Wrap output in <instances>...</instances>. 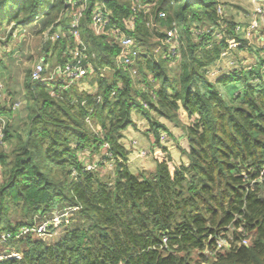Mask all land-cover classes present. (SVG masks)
Listing matches in <instances>:
<instances>
[{
    "label": "trees",
    "instance_id": "trees-1",
    "mask_svg": "<svg viewBox=\"0 0 264 264\" xmlns=\"http://www.w3.org/2000/svg\"><path fill=\"white\" fill-rule=\"evenodd\" d=\"M133 1L90 0L82 19L83 63L92 68L95 93L30 81L24 83L20 107L13 109L4 91L0 114L6 118L8 149L0 150V235L9 233L6 245L21 256L0 264H264V188L248 186L264 165V60L239 73L244 91L228 102L207 80L206 68L220 59L229 38L243 48L246 42L236 35L233 20L219 12L220 2L141 0L145 7L133 11ZM98 2L109 11V27L137 41L133 66L120 63L121 47L112 32L97 35L90 28V12ZM64 4L0 0V26L27 25L41 15L47 40L54 43L45 53L60 52L62 64L70 40L66 23L55 22ZM58 27L65 36L54 40ZM169 29L175 30L176 55L164 41ZM252 72L255 82L249 85L244 75ZM237 77L217 81L226 84ZM180 108L196 115L186 129L187 164L167 155L156 160L153 173H131L119 143L121 131L133 123L131 114L144 110L157 139L158 118L173 120ZM21 115L20 123L11 125ZM105 144L110 155L101 152ZM98 158L96 167L86 170ZM106 162L113 164L108 174L101 170ZM73 207L86 226L67 228L60 240L18 235L40 216ZM228 225L242 226L248 243L238 244L241 237L233 231L230 247L215 252L209 236ZM195 252L199 256L193 261Z\"/></svg>",
    "mask_w": 264,
    "mask_h": 264
},
{
    "label": "built area",
    "instance_id": "built-area-1",
    "mask_svg": "<svg viewBox=\"0 0 264 264\" xmlns=\"http://www.w3.org/2000/svg\"><path fill=\"white\" fill-rule=\"evenodd\" d=\"M264 2V0H262ZM90 0H65V8L64 10L59 14L58 19L56 20L55 24L57 26H60L62 22H65L67 25V32L66 36L70 40V46L67 49V56L68 58L66 61L62 64H56L49 67V62L46 58V56L43 54L41 55L33 64L31 69V81L32 82H40L45 85H47V82L49 81V84L53 85V88L55 85L60 84L58 88L61 86L63 88L69 87L71 85H76L80 87V89H84L85 83H82L83 78L89 74L92 71V68L89 64V62L83 63V60L85 59V45L80 35V27L82 19L84 18L86 14V10L89 8ZM145 7L141 3V0H134L133 1V11H135L138 8ZM219 12H221L220 6L218 7ZM41 15L35 17V20L39 19ZM159 17H164L163 13L158 14ZM257 16H263L262 19L258 18ZM34 20V21H35ZM133 17H130L129 19V29H133ZM109 11L106 9L105 5L102 2L95 3L92 7V10L90 12V28L92 31L99 35V34H106L108 32H112L113 38L118 41L121 47V52L125 56L123 59V63L125 65H132L135 62V59L138 55V50L135 45V39L131 35H127L125 33L120 32L119 30H113L111 27H109ZM24 23H21V26H23ZM20 25L15 24L14 22L8 24L7 26H4V32L5 36L7 37L10 33H13L16 28H19ZM237 30H235L237 36H241L240 30L244 28L243 26H236ZM249 33H256L258 30L261 29V32L264 34V8L260 6L259 4L254 8L253 13L250 15V21L247 26ZM13 31V32H12ZM49 31V29H48ZM48 31L46 35L48 34ZM247 34H243L244 36H248ZM167 37H165V42L170 43V52L171 55L177 54V42L175 36V30L169 29L166 31ZM48 36V35H47ZM65 35L63 31L61 30V27H58L52 34V38L54 40H59L63 38ZM1 39V38H0ZM246 39V38H245ZM4 40V39H3ZM228 46L227 48L223 49L220 53V58L226 56L228 54V50L231 49L233 46H235L234 42H237L234 38L228 39ZM239 43V42H238ZM261 48L264 51V37L262 38L261 42ZM158 50V48H156ZM260 65V64H259ZM255 66H257L255 64ZM259 67V66H258ZM49 86V85H47ZM56 88V87H55ZM5 91L3 83L0 81V103L3 99V93ZM51 91V90H50ZM21 105V101L17 100L13 103V109L19 108ZM196 122V118H194L193 123ZM6 126V118L2 114H0V150H4L7 147V144L4 141V130ZM159 142L164 143L167 141V134L163 132H158ZM149 152L142 151L141 155H146ZM110 155V154H106ZM163 157L160 156L161 159ZM100 162V158L95 161L94 164H87L86 170H92L96 167V164ZM107 165V164H106ZM247 179L249 177L247 176ZM250 183L248 186H252V184L257 183L260 184L262 188H264V165L259 169L258 175L249 180ZM77 207L71 208V210H77ZM70 212V211H69ZM52 212L48 215H43L39 217V221L35 223L32 227H23L19 234L20 237L31 234L33 236H40L42 234H45V232L49 228L57 227L59 224L54 223V216L50 218V215ZM40 222V223H39ZM233 231H236L239 236L241 237L240 240H237L236 242L238 244H244L246 245L248 243V239L246 237L247 232L242 226L233 228L232 225H228L225 229L221 230L220 233H217V235L210 237L209 239L213 242V247H215V252L218 251H224L228 249L231 245L230 240L233 238L234 234ZM8 238H10L9 233H2L0 235V241H6ZM165 242V239H163ZM205 255H209L211 253L209 249H204ZM20 254L18 252H10V255H0V261L1 259L5 260L8 258H20Z\"/></svg>",
    "mask_w": 264,
    "mask_h": 264
},
{
    "label": "rangeland",
    "instance_id": "rangeland-1",
    "mask_svg": "<svg viewBox=\"0 0 264 264\" xmlns=\"http://www.w3.org/2000/svg\"><path fill=\"white\" fill-rule=\"evenodd\" d=\"M218 2H220L221 4L220 8L222 9L221 12L224 17L232 19L233 22L236 24V26L240 25L244 27L240 30L239 34H241V36L238 37L246 42L245 43L246 49L241 47L242 46L241 43L234 42L235 46L229 49L228 54L220 59H226L231 54L230 56L231 59L234 60L235 62H239V56H238L239 54H241L242 52L244 54L251 53L252 54L251 56L254 57V62L251 57L246 55L249 61L248 69L252 68L250 67V65L253 66L256 64L257 66H260L258 60H262V59L260 57L257 60L255 59L258 56V54L264 56V51L261 48V42H262V38L264 37V34L261 32V29L258 30V32L256 33L247 34L246 32L248 31L247 26L250 21V15L253 13L254 8L258 4L264 8V2L262 0H218ZM257 17L260 19L263 18V16H257ZM4 25H8V24L6 23ZM4 25L0 26V38H1L0 39V81L3 83L4 88L7 91V94L11 96V100L13 99L14 102L17 100L22 101L24 96L23 86L24 83L28 84V82H30L29 74L31 72L32 66L35 63V61L41 55L44 54L49 62V67L51 68L52 66L59 64L58 59L61 56L59 55L60 52L54 49L48 53H45L46 49L48 48L47 47L48 44L54 46V43L52 42V39L50 37L49 40H47L48 34L46 35V33L48 29L44 28V24L42 23V21H40V18L35 20L33 23H29L27 25L26 23H24L23 26L19 24L20 25L19 28H16L14 32L12 31L13 33H10L7 37L5 36L4 30L6 29H4ZM42 27L44 29H42ZM61 30L63 31V29ZM235 30H237V27L235 28ZM243 34H247L248 36H244ZM220 37L221 35L219 36V38ZM19 42H20V46H18ZM14 47L17 49H14ZM134 47L137 48L136 40ZM124 57L125 56L121 52L118 56L119 61L123 66H128L123 63ZM250 59L252 61H250ZM234 61H231V64L229 67H227L226 72L234 71L233 68L235 65L232 64L234 63ZM221 68H223V66H221ZM128 69L131 71L132 77H135L136 74L135 69H132L131 66ZM248 69H245L246 70L245 72H247ZM90 77H91L90 74H87L82 80L83 81L82 83H85L83 85H88L85 87V90H91L92 87L95 85V83L92 84L91 82L92 79ZM252 80L253 82H255V78H253ZM214 84H215V88L219 91V94L225 92V88L222 86L224 83H222L221 81H216V83ZM47 85H50L49 81L47 82ZM225 100L228 102H232L233 98L231 99L225 98ZM2 103L3 100L1 101V105ZM6 116L8 117V114H6ZM193 117L196 118V115H193ZM21 119H22V115L19 117L16 116V118H14L11 121V125L14 122L19 124ZM7 149H8V145L4 150ZM101 152L103 155L110 154L108 152V146L106 144L101 147ZM165 157H167V155H165ZM107 163L110 166L105 168L103 167L101 169L102 172H105V174L111 173L113 170V164L111 162H106V164ZM98 168L100 170L99 166ZM53 216H54V220H53L54 223L57 225L61 221L60 224L57 227L49 228L45 232V234L35 237H40V239L48 243H54L62 238V236L66 233L67 228L69 227L82 228L85 227L87 223L86 219L80 216L77 210H71V208L69 209L63 208L61 210H55L50 215V218H52ZM6 242L7 241L5 242L0 241V255H10V252L12 253L13 251L17 252L16 250H12L11 248H9L6 245ZM18 253L21 256V253L20 252ZM196 255L199 256V253L195 252L191 255L193 261L197 259ZM208 258H210V256Z\"/></svg>",
    "mask_w": 264,
    "mask_h": 264
},
{
    "label": "crops",
    "instance_id": "crops-1",
    "mask_svg": "<svg viewBox=\"0 0 264 264\" xmlns=\"http://www.w3.org/2000/svg\"><path fill=\"white\" fill-rule=\"evenodd\" d=\"M18 46H20V42ZM14 49L17 48L14 47ZM246 55L251 57L254 62V57L251 56V53L244 54L242 52L238 55L239 62L232 60L230 54L226 59H218L206 68L207 80L214 83H216V81L220 78L227 77L229 74L232 75L235 73L236 76H238V79L235 81L222 85L225 88V92L220 94L224 97V99L233 98L234 100L235 97L244 91V82L240 76L242 77V72H245V69H248L249 67V61ZM259 57L264 60V56L261 54H258L255 60ZM252 60L250 59V61ZM231 61H234V63H232L235 65L233 68L234 71L226 72L227 67L231 64ZM221 66H223V68H221ZM250 67H252V65H250ZM248 71H252V68H249ZM244 76L247 78V83L252 85V79L255 78L253 72L251 75L246 74ZM86 86L88 85H84V89ZM86 91L89 93H95L96 84L91 90ZM203 91L208 92V89L203 88ZM144 112V110L133 112L131 114L133 123L121 131L119 143L126 151L127 167L129 171L133 174H151L155 171L156 160L160 158V156L165 157V155L170 156L173 161L178 164L182 162L187 164V157L183 153V150L189 149L186 129L193 125L194 117L188 116L185 112H183L182 108L178 110L177 117L173 120L159 117L158 122L161 127L158 129V132L167 134V141L160 143L159 138L157 137L156 139L150 126V121L144 115ZM143 150L149 153L141 155ZM109 166L110 165L107 163L104 168Z\"/></svg>",
    "mask_w": 264,
    "mask_h": 264
},
{
    "label": "clouds",
    "instance_id": "clouds-1",
    "mask_svg": "<svg viewBox=\"0 0 264 264\" xmlns=\"http://www.w3.org/2000/svg\"><path fill=\"white\" fill-rule=\"evenodd\" d=\"M203 253H204V250H203ZM205 254V253H204Z\"/></svg>",
    "mask_w": 264,
    "mask_h": 264
}]
</instances>
